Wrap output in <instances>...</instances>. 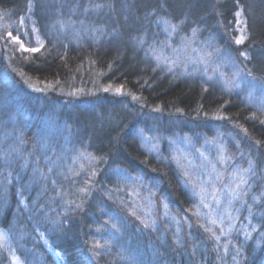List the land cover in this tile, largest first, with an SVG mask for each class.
<instances>
[{
    "label": "trees",
    "instance_id": "trees-1",
    "mask_svg": "<svg viewBox=\"0 0 264 264\" xmlns=\"http://www.w3.org/2000/svg\"><path fill=\"white\" fill-rule=\"evenodd\" d=\"M29 4L44 41L35 54L18 52L6 39L9 31L20 33ZM239 7L248 40L237 48L230 38ZM158 18L179 24L181 31L169 37ZM193 28L197 42L216 40L228 57L249 53L246 62L235 59L232 72L251 69L264 78V0H0V227L23 264H54L37 232L63 264H264V90L246 74L227 96L195 78L191 90V77L167 74L162 65L153 71L139 61L150 54L148 45L159 49L167 41L165 55ZM139 39L145 44H137ZM107 86L121 89L119 96L101 95ZM41 87L44 92H36ZM117 106L127 114L120 127L112 136L110 130L96 134L99 120H107L102 109ZM144 115L151 117L149 125L140 119ZM170 123L176 136L193 135L199 123L204 132L222 124L231 157L251 162L248 203L234 202L235 223L225 241L217 244L191 215L190 192L171 155L186 145L166 151L163 142L159 153H147L141 144V129L153 131L159 142ZM88 185L82 207H71L69 201L81 203L74 194ZM155 195L165 196L168 210L183 221L178 237L159 221ZM145 206L150 214L141 218ZM187 217L196 230L187 227ZM94 242L101 244L95 259L89 251ZM0 264H10L1 249Z\"/></svg>",
    "mask_w": 264,
    "mask_h": 264
},
{
    "label": "rangeland",
    "instance_id": "rangeland-1",
    "mask_svg": "<svg viewBox=\"0 0 264 264\" xmlns=\"http://www.w3.org/2000/svg\"><path fill=\"white\" fill-rule=\"evenodd\" d=\"M238 12L240 13L239 16L236 15ZM21 18H23V24L21 23ZM21 18L19 20L20 33H24L25 31H27L29 33L28 36L23 37V42L25 43V46L26 47L38 46L36 43L37 37L44 44V41L41 39V37L39 35V30H38V27L36 25V21L34 19V15H33V6L31 4L28 5L25 15H23ZM33 27H35L37 29L36 33L31 32V29ZM242 34L246 37L245 41L243 44L237 45L235 43V38L240 37ZM231 36H232L230 38L231 42L237 48L243 47L248 40V32L246 29V22H245V19H244V16H243V13H242V10L240 7L238 8V10L234 14V20L232 22ZM119 37H121V34L119 35ZM224 38L227 40V35H225ZM176 40H177V38H176ZM177 42H178L179 46H176L175 48H168L165 50L166 51L165 56L169 57L168 63L172 64V61H175V63L172 64V71H168L165 64H161L163 72H167V74H172V73L175 75L177 74V75L182 76L183 78L184 77H191L192 80H190V79L186 80V82L190 85L191 90H194V88L197 84L196 81L194 80V78H195L198 81L202 80L204 83H206L211 88H212V86L220 88L222 90L223 94L225 96H227V91L224 90L223 82L217 78H214L213 81H207V76L202 74L204 72L205 65L199 63V61L202 58L205 60H209V58L207 57V53H209V52L213 53V55H212V57L208 63V75H214V77L217 75V74H214L212 72V65L213 64H221L222 62L225 61V59L228 56L224 53H220V52L216 53L215 52V49L219 48L218 44L216 43V40L207 39V40L196 42L195 48H194L196 50L194 51L192 47L191 48L187 47L186 48L188 51L187 53H185V51H184V45L181 43V39H179ZM8 43H10V45L12 47H14L18 52L25 53V52L19 51L18 46L13 44L11 41L8 40ZM209 43L212 45V47L207 46V44H209ZM28 53L35 54V53H31V52H28ZM235 59L237 61H243V62L247 61V60H244V58L241 57L240 55H237V58H235ZM139 61L141 62V65H143V67H145L147 69H154V68L157 69L156 61L151 56V54H148L147 56L139 59ZM191 61H197L198 63L193 64V63H191ZM150 62L153 65L155 64V66L150 67V65H149ZM120 65L123 66L124 62L122 61L120 63ZM185 66H187L188 72L192 73L191 75H188L185 73V71H184ZM193 68H199L200 71L193 72L192 71ZM232 69L233 68L231 66V63L228 62L221 70L223 72H225L230 77L231 73H232ZM105 88H107L108 91H105L104 90ZM105 88L102 89L101 95L105 93L104 96L108 95L111 98H115V97H118L120 94V93H118L117 89L110 91L108 86ZM35 89H40L39 91H36V92H42V93L44 92V89L42 87L41 88H35ZM200 91H202V89H200ZM209 104H212V102H209ZM102 110H103L102 116H107L106 117L107 120H106V122L104 120H103V122H101L99 120L97 127H96V134L110 130V131H112L111 132V136H112L115 132V129L120 127L121 121L127 117L126 111L122 106H117L114 110L111 107L108 110L106 108H103ZM100 114H101V112H100ZM168 116H171V115H168ZM141 117H140V119H142L148 125L152 121L151 117L149 115H144L143 118H141ZM222 117H224V115H222ZM171 120L174 123L175 119L173 118ZM137 122H138V120H137ZM169 127H170V132L166 135L164 134L163 137L161 136L159 138L158 146L160 149L161 146L164 145V143H165L166 145L164 147L167 151L170 148L172 149V145L174 147H175V145H180V143L186 145L185 147L187 149H185L183 152H181V154L176 155V152L177 153L180 152L179 150H177V151H174L173 154H171V155L174 156L173 161L175 163H173V164L176 167L178 177L180 176L179 179L182 181L183 188H185L186 191L190 192L189 193L190 200H191V204L193 206V213L191 214L192 217L196 218L199 221V225L203 229H205L207 227L213 228V230L216 232L217 235H220L219 226L218 225H210L208 223V218L210 216L211 217H223L224 221H225L224 227H225V230L227 232L228 224L231 223L232 225H234V223H235L234 218L235 217L233 216L234 214L231 211V208L233 205L231 207H229L227 204V200L229 197L227 196V192H226L224 186L228 185L230 183L229 181H231V177H230L229 173H231V171L234 168H240V169L248 168L250 161H248L245 158H241L239 155L238 157H239L240 163H237V159L234 160V158L231 157V155L234 156V154H231L232 151L229 149V147H228L229 145L227 144V139L229 138L228 135L221 133L222 129H223L222 124H218L216 126L213 125L212 128L211 127L208 128L207 132H204L205 131L204 124L199 123L197 125V128L194 131L195 133H193V135L184 134L181 136H179V135L176 136L173 134V132H171V129L174 127L173 125H171V123L169 124ZM137 130L139 132L140 129H137ZM152 133H154V132L150 130V131H147L145 134L148 136L156 137V135L152 134ZM204 133L208 137H205ZM109 134L110 133H108V135ZM139 134H140V132H139ZM223 135H224V137H223ZM186 136H188L187 138H189L188 141H186L184 139ZM170 141H171V143H170ZM187 143H188V145H187ZM147 153H149V152H147ZM151 153H155V152H151ZM221 154H223L226 157L231 158L228 160L227 166L222 165L219 162ZM177 161L179 163H177ZM242 162H243V164H242ZM213 165L216 166L217 171L223 172V176L220 180H217V178H216V172H214L213 168H212ZM185 173L187 175H185ZM214 173H215V175H214ZM250 173L251 172H249L248 177H249ZM188 179H191V181H192L191 184L187 183ZM193 184H195L197 186L202 184L208 190L206 202L208 203L209 207L201 208L200 197L195 194V192L199 191V188L197 187L194 190ZM213 188H215L217 193H218V199L220 200L219 204L216 202V200H214L212 198L211 193L213 191ZM256 196L258 197V195H256ZM155 197H156V199L154 200V207L157 210V212L161 210V215H160V217H158L159 221H161L162 223L165 224L166 228L170 231L171 234H173L175 236L177 235V237H178L179 233L181 234V231L183 229V225H184L183 221H181V219H179L175 215V213H173L172 210H168V207H165V205L168 206V204H169V201L165 196L157 197L155 195ZM194 202H195V207H194ZM18 203H19L20 207L23 208L24 212L26 213L27 212L26 211V203L24 202V200L19 198ZM197 210H199V212L201 213V216L199 218L195 215ZM225 210L230 211L232 213L233 219L231 221H229L227 216H225ZM149 214H150V211L145 206V209L142 212L141 218L146 217ZM187 218H185L187 227L190 229L196 230V226H193L192 225L193 222H190L189 218L188 219ZM156 220H157V217H155V219L153 218V221H156ZM157 222H158V220H157ZM0 231H3L4 233L7 234V240L4 244V246L0 247V249L8 257L9 263L10 264H23L15 252V248H14V245H13L11 239H10L9 234L4 229H2L1 227H0ZM230 232H227L226 235L221 236L219 241H225L224 238H227V236L230 235ZM36 235H38L40 242L42 243L44 249L46 250V252L50 256L53 263L54 264H63V261H62V258L60 257V255L57 252L50 249L49 246L47 245V243L44 239V235H42L39 232H37ZM178 246L181 248V244H178ZM182 252H186V250H182Z\"/></svg>",
    "mask_w": 264,
    "mask_h": 264
},
{
    "label": "snow or ice",
    "instance_id": "snow-or-ice-1",
    "mask_svg": "<svg viewBox=\"0 0 264 264\" xmlns=\"http://www.w3.org/2000/svg\"><path fill=\"white\" fill-rule=\"evenodd\" d=\"M99 7V6H98ZM237 16L240 15V13L238 12L236 14ZM21 23L23 24V18H21ZM157 23L159 25L163 26V30L164 32L170 37L173 34H179V32L181 31V27L179 24H174L171 23L168 19L165 18H158ZM61 27L63 28L64 25L63 23H61ZM32 33H36L37 29L35 27H33L31 29ZM197 32L198 29L193 28L192 29V35L191 36H183L181 37V43L187 48V47H191L192 44H195L197 42L196 40V36H197ZM29 33L27 31H25L24 33H19V31L17 30V34L14 35L13 32L9 31L7 32V37L6 39L11 41L13 44L18 46V50L28 53H37L40 51L41 48L44 47L43 42H41L39 40V38L37 37L36 43L38 46H25V43L23 42V37L24 36H28ZM245 36L242 34L240 37L235 38V43L237 45H241L244 43L245 41ZM162 46L161 48L157 49L154 48L152 45H148V49H149V53L151 54V56L155 59L156 61V66L159 67L161 64H165V66L167 67L168 71H172V64L175 63V61H172V64L168 63L169 61V57L164 55V48L165 47H171V44H169L167 41L165 42H161ZM137 44L139 45H143L145 44V41L143 39H139L137 40ZM208 47H212V45L209 43L207 44ZM175 50V49H174ZM194 51L196 49H193ZM216 53L221 52V50L219 48L215 49ZM148 53H146L147 55ZM213 53L209 52L207 53V57L209 58V60L211 59ZM239 55L241 57L244 58V60H249L250 59V55L249 53H247L246 51H241L239 53ZM209 60H205V59H201L199 61V63L204 64L205 68H204V72L202 73L203 75L207 76V81H213L214 78L219 79L220 81L223 82V87L224 90L230 92L232 90L233 87H238V84L236 83V81L240 78V76L242 75H247L248 77L251 78L250 83H252V86L255 87V83L254 82H259V86L261 87L262 90H264V78H257L256 76L253 75V72L251 69H247L246 73L241 70L240 68H237L236 71L231 73V76L229 77L225 72H223L221 69L228 63L230 62L233 66L236 65V60L233 59L232 57H227L225 59L224 62H222L221 64H213L212 65V72L214 74H217L215 77L214 75H208V63ZM191 63L196 64L198 63L197 61H191ZM153 71H155V68L153 69ZM185 73L188 75H191L192 73L188 72V68L187 66H185ZM193 72H198L200 71L199 68H193L192 70ZM31 86V85H30ZM36 91H39L40 89H35ZM105 91H108L107 88L104 89ZM207 88H204V91H207ZM117 91H121V89H117ZM133 100H136L137 97L135 95L132 96ZM155 111H159V109H154ZM262 113H264V106H262L261 108ZM220 119H227V117H218ZM253 118L255 117V113L253 114ZM51 120V118H50ZM261 123H264V120H261ZM246 131V130H245ZM140 137H141V144L142 146L146 149L147 152L151 153V152H157L159 153V146H158V140L156 137H152V136H148L144 133V130L141 129L140 130ZM17 139L20 141V143H23V139L22 137H17ZM186 141H188L189 138L185 137L184 138ZM171 143V141H170ZM13 151L19 152V148L17 147L16 149H13ZM10 154L9 153H5V162L6 163H10L11 161L8 159V156ZM81 156L85 157L86 159H95V157L91 156V154H87V156H85L84 153H81ZM160 159H163L162 157H159ZM231 159L230 157H226L223 154H221L220 156V163L222 165L227 166L228 160ZM177 163H179L177 161ZM24 166H27V161L25 160V164ZM213 171L216 172V178L217 180H220L223 176V172L217 171L216 166L213 165L212 166ZM34 171H39V169H35ZM49 171H51V169H49ZM249 172H252V168H251V162H249V167L248 168H234L231 173H230V177H231V181L228 185H225V190L227 192V196L229 197L227 200V204L229 207H231L234 202H240L243 204H247L248 201L247 199H245V197L248 196V191L247 188L249 186V182H248V174ZM96 173L93 171L92 175L94 176ZM76 175H79V173H76ZM185 175H187L185 173ZM41 177L46 179V177L43 176V173H41ZM136 179H140L139 177H137ZM53 183H55L53 181ZM187 183H192L191 179L187 180ZM91 187V185H88L87 187H80L77 191V193H75L74 195H77V198L80 199L81 203H76L75 200L69 201V205L71 207H74L76 209H80L83 205V201L84 199L90 194L89 193V188ZM199 188L198 192H195L196 195H198L200 197V203L205 207H209L208 203L206 202V198L208 195V190L201 184L199 186L193 184V188L194 190L196 188ZM138 195V193H137ZM151 195V193L149 194ZM212 198L214 200H216V202L219 204L220 200L218 199V193L216 191L215 188H213V191L211 193ZM165 207H167L165 205ZM249 212H251V209H249ZM131 215H136L135 211H133L132 213H130ZM195 215L199 218L201 216V213L199 212V210L196 211ZM225 216H227L228 220L231 221L233 219L232 217V213L230 211L225 210ZM105 223H108L107 221H105ZM143 223V221H142ZM179 223V222H178ZM208 223L210 225H218L220 228V235H217L216 232L213 230V228L211 227H207L205 228V231L210 233L211 238L214 239L217 244L220 240L221 236H224L227 234V232H230L233 228V225L231 223L228 224L227 226V232L225 230L224 227V218L223 217H209L208 218ZM149 225L145 223V227H148ZM203 226V225H202ZM114 231H119V227L117 224H113L112 225ZM245 236L248 237L250 236V233L245 232ZM7 240V234L4 233L3 231H0V247H3L5 242ZM101 247V244L99 242H94L92 244V246L90 247L89 251L92 252V256L95 259L97 253L94 251L95 249H98ZM237 254H239L238 250H237Z\"/></svg>",
    "mask_w": 264,
    "mask_h": 264
}]
</instances>
